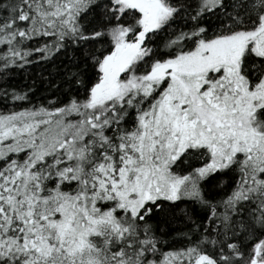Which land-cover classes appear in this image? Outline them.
<instances>
[{
    "label": "trees",
    "instance_id": "16d2710c",
    "mask_svg": "<svg viewBox=\"0 0 264 264\" xmlns=\"http://www.w3.org/2000/svg\"><path fill=\"white\" fill-rule=\"evenodd\" d=\"M114 1L0 0V114L28 110L38 112L36 119L78 123L77 112L83 110L89 117L87 103L101 79L100 65L114 47L111 32L124 28L130 31L129 37L142 32L141 13L128 10L121 14L114 10ZM161 1L174 14L159 32L146 36L150 54L128 72L143 77L144 86L151 83L153 91L134 96L131 90L115 120L94 119L97 125L83 140L86 153L91 152L94 158L116 145L118 135L153 105L158 89L168 81L165 73L159 88L150 80L156 68L226 28L249 26L257 19L258 10L242 3L244 0H223L216 7L206 6L205 0ZM261 67L263 60L250 55L243 69L256 81ZM113 126L119 129L110 134ZM62 146L39 159L24 158L23 154L31 151L24 149L22 156L9 155L0 161V176L10 167L25 170L32 165L28 170L31 175L10 184L0 181V194H5L0 202V264H26L30 258L29 264H42L33 249L27 248L25 254L17 251L22 240L26 244L27 237L37 234H27L28 223L19 215L29 208L25 191L37 202L33 221L41 226L46 224L45 217L53 221L60 217L59 202L70 201L81 191L96 192L94 185L101 177L97 167L90 161L87 167L91 166L92 175L85 169L74 170ZM185 162L186 158L179 160L180 169L186 164L199 165L198 158ZM237 166L208 176L196 198L156 201L147 204L136 218L116 210L123 231L120 240L112 238L108 243L104 231L91 239V254L98 264H197L203 258L210 264L264 263V172L259 176L261 183L249 182ZM241 187L246 192L236 198ZM96 206L105 211L116 207V202L100 201ZM49 242L53 243L51 236ZM49 259L53 261V257Z\"/></svg>",
    "mask_w": 264,
    "mask_h": 264
},
{
    "label": "rangeland",
    "instance_id": "374dc122",
    "mask_svg": "<svg viewBox=\"0 0 264 264\" xmlns=\"http://www.w3.org/2000/svg\"><path fill=\"white\" fill-rule=\"evenodd\" d=\"M222 1L205 0V5L216 7ZM113 3L114 10L121 14L134 10L125 0ZM242 3L258 10L254 24L226 28L156 68L158 71L151 73L150 80L159 88L165 73L168 76L166 86L158 89L153 105L149 104L138 114V120L129 130L118 135L116 145L96 158L91 149L86 153L83 148L87 131L97 125L94 119L115 120L131 90L134 96L140 91L142 95H150L153 91L151 83L144 86L143 77L128 72L149 56L146 36L159 32L174 14V10L161 0H156L141 13L142 32L139 35L129 37L130 31L124 28L111 32L114 47L100 65L101 79L87 103L89 117L83 110L77 112L78 123L36 119L38 112L28 110L0 114V161L9 155L22 156L24 149L31 150L23 154L24 158L39 159L48 152H58L57 146L63 143V151L74 170L85 169L92 175L91 166L87 167L91 161L92 167H97L101 174L94 185L95 193L81 191L70 201L59 202L60 217L55 221L45 217L46 224L42 226L33 221V207L37 202L25 191L29 208L19 215L28 223L27 234L37 232L34 236L37 238L27 237L26 244L22 240L17 251L23 250L25 254L27 248L33 249L37 261L42 264H98L91 254V239L105 231L108 243L112 238L120 240L123 231L116 210L123 211L122 216L136 218L147 204L196 198L201 182L208 176L236 165L249 182L261 183L260 175L264 172V67H261V75L256 76L257 80L252 81L243 66L250 55L261 58L264 66V0ZM118 129L113 126L109 133H116ZM185 158V163L198 158V167L186 164L184 170L180 169L177 164ZM31 167L27 165L25 170L10 167L0 176V181L3 184L19 181L31 175L28 173ZM245 192L241 187L236 198L243 197ZM4 196L0 194V202L4 201ZM114 199L116 207L111 209L102 211L96 206L100 201L107 203ZM257 252L260 255L259 249ZM50 257H53L51 262ZM32 260L27 259L25 263ZM206 262L210 264L203 258L197 264Z\"/></svg>",
    "mask_w": 264,
    "mask_h": 264
},
{
    "label": "water",
    "instance_id": "95a60500",
    "mask_svg": "<svg viewBox=\"0 0 264 264\" xmlns=\"http://www.w3.org/2000/svg\"><path fill=\"white\" fill-rule=\"evenodd\" d=\"M134 10L139 13L147 11L156 0H125ZM264 264V263H259Z\"/></svg>",
    "mask_w": 264,
    "mask_h": 264
}]
</instances>
